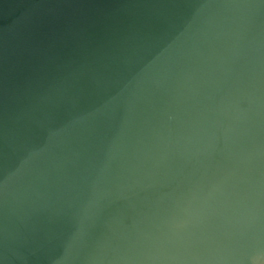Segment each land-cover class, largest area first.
Segmentation results:
<instances>
[{"label": "water", "instance_id": "1", "mask_svg": "<svg viewBox=\"0 0 264 264\" xmlns=\"http://www.w3.org/2000/svg\"><path fill=\"white\" fill-rule=\"evenodd\" d=\"M0 264H264V0H0Z\"/></svg>", "mask_w": 264, "mask_h": 264}]
</instances>
